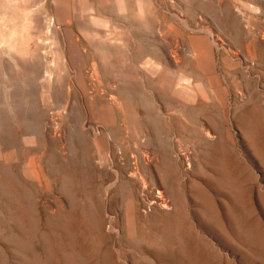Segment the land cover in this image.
<instances>
[{
	"label": "rangeland",
	"instance_id": "374dc122",
	"mask_svg": "<svg viewBox=\"0 0 264 264\" xmlns=\"http://www.w3.org/2000/svg\"><path fill=\"white\" fill-rule=\"evenodd\" d=\"M219 2L0 0V264H264V0Z\"/></svg>",
	"mask_w": 264,
	"mask_h": 264
},
{
	"label": "bare ground",
	"instance_id": "6f19581e",
	"mask_svg": "<svg viewBox=\"0 0 264 264\" xmlns=\"http://www.w3.org/2000/svg\"><path fill=\"white\" fill-rule=\"evenodd\" d=\"M222 1L224 2V0H222ZM222 1L220 0V2L222 3V5H224V4H227V5H228V4H229V3H224V4H223ZM227 1H228V0H227ZM239 1H240V0H239ZM220 2H219V3H220ZM236 2H237V1H236ZM221 3H220V4H221ZM232 3H233V2H232ZM232 3H231V4H232ZM231 4H230V5H231ZM222 5H219V6H222ZM230 5H229V6H230ZM219 6H218L217 8H219ZM232 6H233V5H232ZM235 6H236V5H235ZM215 7H216V4H215ZM215 7H214V8H215ZM230 7H231V6H230ZM246 7H247V5H246ZM246 7H245V8H246ZM257 7H258V6H257ZM221 8H222V7H220V9H219L220 11L223 10V9H225V7H224L223 9H221ZM255 8H256V7H255ZM255 8H254V9H255ZM236 9H237V8H236ZM217 10H218V9H217ZM225 10L227 11V10H229V8L226 7ZM224 12H225V11H224ZM234 12H235V11H234ZM237 12H238V10H237ZM230 13H231V10H230ZM224 14H225V13H224ZM232 14H233V12H232ZM224 16H225V15H224ZM237 16H239V15H237ZM241 16H244V15L241 14ZM222 17H223V16H222ZM230 17H231V15L229 16V19H231ZM239 17H240V16H239ZM233 18H234V17H233ZM236 18H237V20H239L238 17H236ZM241 18H242V17H241ZM243 18H245V17H243ZM246 18H247V17H246ZM229 19H228V20H229ZM248 19H250V18L248 17ZM248 19H247V22H248ZM259 19H260V18H259ZM231 20H232V19H231ZM242 20H243V19H242ZM254 20H255V19H254ZM254 20H252V22H253ZM240 21H241V20H239L238 22H240ZM201 22H202V20H201ZM230 22H231V21H230ZM232 22H233V21H232ZM241 22H242V21H241ZM244 22H246V21H244ZM236 23H237V22H236ZM228 24H230V23H228ZM249 24H250V23H249ZM253 24H255V22H254ZM234 26H235V25H234ZM234 26H233V27H234ZM250 26H251V24H250ZM202 27H203V26H202ZM233 27H232V28H233ZM235 27H236V26H235ZM237 27H238V26H237ZM239 27H240V26H239ZM203 28L205 29L206 27H203ZM214 28H215V27H214ZM207 29H208V28H207ZM209 29L212 30V28H209ZM213 30H214V29H213ZM213 30H212V31H213ZM236 30H237V29H236ZM202 31H203V30H202ZM212 31H210L209 33L211 34ZM241 31H242V30H241ZM253 31H254V30H253ZM204 33H205V30H204ZM219 33H220V32H219ZM219 33H218V34H219ZM225 33H226V32H225ZM212 34H213V33H212ZM251 34H252V30H251ZM253 34H254V33H253ZM52 35H53V34H52ZM215 35H216V34H215ZM209 36H210V35H209ZM223 36H224V35H223ZM225 36H226V35H225ZM225 36H224V37H225ZM256 36H257V35H256ZM262 36H263V35H262ZM216 37H218V36H216ZM235 37H236V36H235ZM263 37H264V36H263ZM209 38H210V37H209ZM254 38H255V37H254ZM256 38H257V37H256ZM256 38H255V39H256ZM250 39H252V38H250ZM263 40H264V39H263ZM195 41H196V40H195ZM223 41H224V40H223ZM250 41H251V40H250ZM252 41H255V40H252ZM3 43H4V42H3ZM212 43H213V42H212ZM249 43H250V42H249ZM214 44H216V43H214ZM225 44H226V43H225ZM223 45H224V44H223ZM223 45H222V46H223ZM259 45H260V44H259ZM205 47H206V46H205ZM217 47H218V46H217ZM218 48H219V47H218ZM240 49H241V48H240ZM205 52H206V50H205ZM245 52H246V51H245ZM203 53H204V51H203ZM231 56H232V55H231ZM166 57H167V56H166ZM173 57H174V55H173ZM249 57H250V56H249ZM177 58H178V57H177ZM179 58H180V57H179ZM248 59H249V58H248ZM250 59L252 60V58H250ZM260 59H261V58H260ZM173 60H175V57L173 58ZM251 60H249V61H251ZM255 60H256V58H255ZM246 61H247V59H246ZM170 62H171V61H170ZM212 62H213V61H212ZM177 63H178V62H177ZM255 63H257V62H255ZM255 63H254V64H255ZM249 64H250V63H249ZM253 67H254V66H253ZM169 68H170V67H169ZM172 70H173V69H172ZM236 73H237V72H236ZM208 75H209V74H208ZM203 76H204V75H203ZM205 79H206V78H205ZM122 85H123V84H122ZM215 85H216V84H215ZM116 90H117V89H116ZM128 97H129V96H128ZM116 100H117V99H116ZM116 100H114L113 102H116ZM119 102H121V101H119ZM125 102H126V101H125ZM123 103H124V102H123ZM115 104H116V103H115ZM118 104L120 105V103H118ZM60 105H61V104H60ZM119 105H118V106H119ZM121 107H123V105H122ZM124 108H125V106H124ZM124 108H123V109H124ZM125 109H126V108H125ZM182 111H183V110H182ZM50 123H51V122H50ZM52 123H53V122H52ZM54 123H55V122H54ZM60 126H61V125H60ZM213 130H214V129H213ZM204 131H205V130H204ZM212 132H213V131H212ZM207 133H208V134H207ZM210 133H211V131H210V132H206V134H207L208 136L211 135ZM216 133H217V130H216ZM54 134H55V133H54ZM54 134H53V135H54ZM213 135H214V134H213ZM54 136H55V135H54ZM211 136H212V135H211ZM214 136H216V135H214ZM214 136L211 137V138H214ZM208 139H209V138H208ZM182 148H183V147H182ZM184 152H185V151H184ZM146 157H147V156H146ZM141 160H142V159H141ZM188 160H189V159H188ZM144 163H145V165H151V164H152V161L149 160V158H146V159H144ZM189 165H190V163H189ZM163 195H164V193H163ZM159 197H160V196H159ZM166 198H167V197H166ZM164 199H165V198H164ZM161 200H162V198H161ZM166 200H167V199H166ZM154 202H155V201H154ZM154 204H155V203H154ZM156 204H157V203H156ZM159 205H160V204H159ZM150 206H152V205H150ZM161 206H162V205H160V207H161ZM167 206H168V205H167ZM163 207H164V206H163ZM169 207H170V206H169ZM169 207H168V208H169ZM164 208H165V207H164ZM168 208H167V209H168ZM170 208H171V207H170ZM162 209H163V208H162ZM163 210H164V209H163ZM109 211H110V210H109ZM111 227H112V226H111ZM111 230H112V229H111ZM12 241H13V240H12ZM36 254H37V253H36ZM24 259H25V258H24ZM7 260H8V259H7ZM4 264H5V263H4Z\"/></svg>",
	"mask_w": 264,
	"mask_h": 264
}]
</instances>
